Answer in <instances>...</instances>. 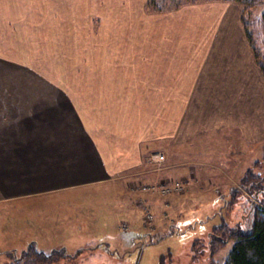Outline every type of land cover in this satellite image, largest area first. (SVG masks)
<instances>
[{"label":"crops","instance_id":"1","mask_svg":"<svg viewBox=\"0 0 264 264\" xmlns=\"http://www.w3.org/2000/svg\"><path fill=\"white\" fill-rule=\"evenodd\" d=\"M53 1L61 2L62 0ZM53 1L51 5H54ZM80 1V9L73 8L79 2L70 0L72 3L70 9L62 7L56 10L54 7L46 10L38 3L27 5L25 0H21V4L18 3L12 7L7 2L2 3L8 12L1 20L11 27L14 37L23 36L22 41H19L20 49H27L28 53L22 55L21 61L28 67H12V63H7L3 65L4 73L0 75V204L23 202L65 191L113 183L112 181H115L118 175L134 171V167L143 164L145 162L143 157L149 150L154 151L150 157L151 160L156 151L164 152L167 160V153L153 146L155 141L143 139L137 142L138 147L134 154L120 147L114 148L112 144L113 137L121 138L124 132H133L131 127L133 122L129 119V126L126 125L127 121L124 122V119L119 118L118 114L113 113L109 108H117L116 104H122L121 102H125L128 107L133 106V103H137L136 106H138L139 92L144 93V98H149L150 92L178 93V106L185 108V118L190 113L187 109L192 107L191 105L188 107L186 103L190 94H193L191 102H194L200 110L205 107L207 96L212 107L216 100L221 102L219 110L225 104L229 105L228 102L231 103L228 107L231 113L237 104L234 99L231 102L229 93H264V72L244 28L242 19L244 5L230 0H211L183 5L184 7L172 10L184 17L182 23L178 21L176 24L180 31L183 29L180 33L177 32L178 36H175L176 34L162 35L161 38H154L156 42L153 41L150 44L148 41L145 43L139 41L138 36H127L122 40L117 36L99 35L102 27L110 26L107 20L103 24L100 13L106 9L107 1L97 0L98 3L96 0ZM147 1L143 0L142 5H136L135 8H141L150 16L172 12H147ZM92 5L97 8L98 13L90 22V19H85L83 14L88 10L91 11ZM132 10H134L133 7ZM80 11L81 14H78ZM68 22L76 27L82 26L89 29L87 34L71 36V40L68 36L64 37L68 38L66 43L74 44L75 47L74 50L71 46L63 49L61 51L63 59L76 60L74 54H80L78 62L76 61L74 67L68 68L69 72L66 68L44 66V61L49 63L56 57L52 55L48 57L44 54L42 46L37 45L42 44L40 40L42 32L48 26L67 27ZM114 24L117 22L114 21ZM140 24L143 27V22ZM27 25L32 28L31 36L24 31ZM91 28L98 36L90 35ZM184 30H187L188 34H184ZM59 35V32H53L52 36L56 37L57 41L54 42L53 39L50 42L59 43L61 38H58ZM261 37L262 35L256 38L258 44L264 42V38ZM45 42L49 41L44 40ZM15 43L18 44L17 41ZM28 44L31 45L28 46ZM95 47L99 49L102 56L101 60L99 57L98 62L93 61L91 57L93 53L94 58L99 56L95 53L98 52ZM262 47L264 48V45ZM133 53L136 59L142 56L143 61L150 59V62L144 65L137 63L138 66L128 65L125 62L129 58L133 60ZM156 54L162 59L163 68L166 67L164 72L167 77H160L158 82L150 77L152 68L157 66L152 62ZM57 58L60 59L58 56ZM82 58L88 62L93 61L92 64L89 62V67L87 66L88 73L92 74L103 64L108 65L113 71L102 72L116 75L119 83L107 86L95 81L59 82L58 77L61 76L81 75V71L77 70ZM94 63L100 64L95 68ZM39 65L41 66L38 67ZM84 72H87L86 69ZM143 77L149 78L144 81ZM163 101H165V107L169 108L170 97L166 95ZM243 113L241 111L240 114L242 120L238 121L229 116H213L212 113L203 116L202 122L212 126L197 130L189 141L192 144L197 139L208 138L210 137L208 133L212 132L226 135L230 142L238 139L242 145L245 144L248 147L256 145L257 142L253 139H258L252 138V135L258 131L259 126L255 132L251 133V127H248L250 119L246 118L250 114ZM228 127L231 128L225 130ZM259 133L260 130L258 136ZM162 139L164 138L154 140ZM228 144L230 145L229 142ZM233 148L232 146L230 150ZM144 164L147 170L137 173L136 177L151 179L153 169L148 167V163ZM144 164L142 166H145ZM212 169L208 167L207 171L213 173L219 171V175L220 169L221 172L224 170L221 167L218 169L212 167ZM176 172L185 186L187 182L190 184V181L192 186V183L197 182L195 179H199L200 174L198 171L187 172V170L182 174L178 170ZM128 175L135 174H125L121 177ZM170 176L175 177L173 174ZM171 177H168L170 182L175 181L174 178L172 181ZM123 195L119 197L120 207L122 204L134 206L136 203L138 205L137 201L134 198L131 199L132 197L127 193ZM189 199H192L191 194ZM91 231L73 227L69 230L71 234L67 237L76 236V234L90 237ZM93 232L101 234L99 227ZM81 246L82 244L73 245L74 248Z\"/></svg>","mask_w":264,"mask_h":264},{"label":"rangeland","instance_id":"2","mask_svg":"<svg viewBox=\"0 0 264 264\" xmlns=\"http://www.w3.org/2000/svg\"><path fill=\"white\" fill-rule=\"evenodd\" d=\"M25 1L27 5H37V3L40 6L43 5L46 10H50L51 7H54L55 10L62 7L70 9L72 4L70 0H62L61 2H54L53 0ZM51 1L54 5H51ZM106 1V9L100 13L102 14L103 24L107 20L110 26L102 27L99 35L117 36L122 40L127 36H138L139 41L143 43L148 41L152 44L153 41L156 42L154 38H161L162 35L171 36L172 34L178 36L177 32L180 33L183 30L180 31L178 25H176L178 21L182 23L184 18L178 15L177 11L171 10L172 12L150 16L141 8H135L136 5H142L143 0ZM3 2H7L12 7L18 3L21 4V0H0V75L4 73L3 65H7V63H12V67H28L26 63L21 61L23 60L22 55L28 53L27 49H20L19 41H22L23 36L14 37L11 27L4 20H1L8 12V9L6 10L2 6ZM77 2H79L78 5H74L73 8L79 7L80 9L81 1L76 0ZM96 2L98 3L97 0ZM132 7L134 10L131 11ZM90 9L91 11L88 10L83 15H85V19H90L91 22L98 11L93 5ZM263 9L264 0L253 6V14L256 16L254 22L256 25L258 24L259 32L262 34H264V20L261 16ZM78 14H81V11ZM255 20H258V22ZM114 21L117 24H114ZM170 21L172 24H168ZM140 22H143V27ZM67 25V27L61 26L60 28L48 26L42 32V38L40 39L42 44L37 45L42 46L44 54L48 57L52 55V57L57 58L58 56L60 58H55L49 63L44 61V66L66 68L68 70V68L75 66L76 61L78 62L77 59L80 56L78 53V55L74 54L76 60L63 59L61 51L70 46L74 50L75 47L74 44L66 43L68 38L64 37L68 36L71 40V36L87 34L89 29L82 26L76 27L70 22ZM135 25L140 27H134ZM24 31L29 33L30 36L33 32L28 25ZM55 31L60 33L59 43L50 42L53 39L54 42L57 41V38L52 36ZM183 33L188 34L187 30H184ZM90 35L98 36L93 28L90 29ZM44 40L49 42L44 43ZM16 41L18 44L15 43ZM190 46L193 47V45ZM261 48L264 53V48ZM96 50L98 52L95 53H98L99 56L94 58L93 53L91 57L93 61L98 62L99 57V60H101L102 56L99 49L96 48ZM132 55L133 60L129 58L125 62L128 65L138 66L137 63L144 65L150 62V59L143 61L142 56L136 59L134 53ZM160 56L162 57L161 54ZM93 61H89L90 64ZM89 62L82 58L79 62L81 65L77 70L78 72L81 71V75L68 74L61 76L58 77L59 82L82 83L95 81V83L107 86L119 83L116 75L102 72L113 71V69H109L108 65L104 66L103 63V66L99 69L96 66H99L100 63L97 65L94 63L95 71L92 74L91 72L88 73ZM152 62L157 66L152 68L150 77L158 82L160 77H166V72H164L166 67L163 68V61L158 54ZM84 69L87 72H84ZM170 69L174 68L170 67ZM81 77L82 79H80ZM148 78L143 77V80L147 81ZM148 94L149 98H144L143 92L138 93V106H136L137 103H133V106L128 107L125 102H121L123 105L116 104L117 108H109L113 113H117L119 118L124 119V122L127 121L126 125H128L129 119L133 122V125H131L133 132H124L121 138L113 137L112 144L114 148L120 147L134 154L136 147H138L137 142L143 139L155 141L153 146L163 149L167 153L166 162L160 165L151 160L150 157L154 151L149 150L147 155L143 157V160L145 159L143 164L148 163V167L153 169L151 179L136 177L137 173L147 170L144 168L146 167L145 164V166L139 164L133 168L134 171L118 175L115 181H112L113 183L65 191L23 202L0 204V264L12 261L7 255L20 252L32 241H36L37 248L40 251L47 253H50L53 249L59 251L58 258H54L48 264L225 263L234 241H230L211 259L208 247L209 234L223 224L234 225L237 221L242 220L245 221L243 227L247 230L248 226L250 228L252 221L251 200L256 203L261 202V196H255L243 184L242 176L245 173L244 170L251 165L253 166L257 161L252 170L255 174L259 173V176L264 179V139H262L264 138V93H229L231 102L234 99L237 104L234 111L231 110V113L228 110L231 103L228 102L229 105L225 104L219 110L218 107H221V102L216 100L212 107L207 96L205 100L207 103L200 110L194 105V102H191L193 94H190L186 103H188V107L190 105L192 107L186 108L190 111L186 118L184 116L185 108H179L178 106V93L150 92ZM166 95L170 97L169 108L165 107V101H163ZM241 111L250 114L246 118L250 119V121L247 120L250 124L248 127H251V133L255 132L259 126V136L258 131L252 135V138L258 139H253L257 142L256 145L248 147L245 144L242 145L238 139L230 142L226 135L212 132L208 133L210 135L208 138L197 139L192 144L189 141L197 130L212 126V124L202 122L203 116L212 113L213 116H229L238 121L242 120ZM230 128H225V130ZM227 132L229 133L230 130ZM227 132L225 131V133ZM161 137L164 139L154 140ZM232 146L234 148L230 150ZM208 167L210 170H213L212 167L216 169L221 167L224 170L221 172L220 169L219 175V171L216 173L207 171ZM177 170L180 174L186 170L187 172L198 171L200 173L199 179H195L197 182L192 183V186L191 181L190 184L187 182L183 191L161 196L156 192L157 187L163 183H169L170 178L168 177H171L170 174L175 176L171 177V180L174 178L175 181L184 183L180 177H177L180 176L177 174ZM130 173L135 175L121 177ZM196 184L200 185L199 188L201 189L195 186ZM185 187H187L186 190ZM123 193H127L132 197L131 199L134 198L138 205L136 203H134V206L122 204L120 207L121 200L119 197L124 196ZM184 193L186 195H183ZM190 194L192 199H189ZM73 227L92 230V235L86 237L82 234H76V236L68 238V234H71L69 230ZM98 227L99 231L101 230L100 235H98L99 232H93ZM197 240L202 241L205 246L199 248L198 245L194 244ZM74 244H82V246L74 248Z\"/></svg>","mask_w":264,"mask_h":264},{"label":"trees","instance_id":"3","mask_svg":"<svg viewBox=\"0 0 264 264\" xmlns=\"http://www.w3.org/2000/svg\"><path fill=\"white\" fill-rule=\"evenodd\" d=\"M211 0H148L146 10L150 13H161L176 10L183 4L194 2H204ZM228 1V0H223ZM245 6L242 16L244 28L246 30L249 42L258 58V62L264 72V53L262 46L264 42H256V38L260 35L264 38V34L259 32L258 24L254 22L256 17L253 14V6L263 0H230ZM264 20V9L261 13ZM258 22V20H255ZM258 36V37H257ZM261 37V38H262ZM263 44V45H262ZM259 46V48H258ZM257 164L255 161L254 165ZM253 165V166H254ZM252 165L246 168L242 176V182L247 186L251 193L255 196H261V202L256 203L251 200V224L247 230L243 227L244 220L237 221L234 225L223 224L215 228L209 234L208 247L211 259L230 241H234L233 247L229 252L224 264H264V185L262 176L255 174ZM253 167V168H252ZM248 182V183H247ZM263 193V194H261ZM194 244L199 248L205 246L202 241L197 240ZM20 253V254H19ZM59 251L53 249L50 253L40 251L35 241L29 242L20 252L7 255L12 261L5 264H48L54 258H58Z\"/></svg>","mask_w":264,"mask_h":264},{"label":"built area","instance_id":"4","mask_svg":"<svg viewBox=\"0 0 264 264\" xmlns=\"http://www.w3.org/2000/svg\"><path fill=\"white\" fill-rule=\"evenodd\" d=\"M153 160L161 165L166 162V155L164 152L157 151L153 154ZM184 186V183H182L181 181L163 183L157 187L158 189L156 190V192L161 196H168L176 192L183 191Z\"/></svg>","mask_w":264,"mask_h":264}]
</instances>
